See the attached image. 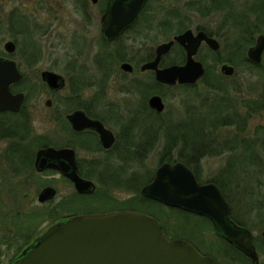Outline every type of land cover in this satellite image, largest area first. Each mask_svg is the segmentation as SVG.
<instances>
[{"label": "flooded vegetation", "instance_id": "obj_1", "mask_svg": "<svg viewBox=\"0 0 264 264\" xmlns=\"http://www.w3.org/2000/svg\"><path fill=\"white\" fill-rule=\"evenodd\" d=\"M91 2L96 3L97 0H91ZM108 2L109 0H102L101 7L94 11L82 9L84 15L86 16L85 20L87 24H92L96 29V42L93 43V46H95V53L92 59L96 64V69L99 75H95V78L94 76L85 78L84 74H82V69L75 65V67H72L73 70H75V75L73 74L74 77L72 76L73 81L71 82L72 92H68L65 95H60V91L66 86L65 77L60 74L63 76L65 84L61 89L53 90L50 89L41 78V72L49 69L41 70L39 73L40 80L45 84L49 91L46 92L47 97L44 101V105L49 111L53 110L54 112L52 115L55 122L53 132L38 135L36 134L34 136L32 135L33 128L31 127V120L29 118L30 116L28 113H26V102L34 92H28L26 89V92H23L21 91L22 89L20 90V88H18L17 85H19L22 81L24 82L26 78L23 72L20 70L17 62L11 58V54H13L16 50V44L13 40H7L12 41L15 44V49L11 53L4 49V44L7 41H5L3 44L4 52H0V58L14 61L18 71L22 74L20 81L10 84V90L13 93L22 92L24 94V100L19 111H0V142L6 141V148L3 157H5V161L11 165V167H13L11 171L13 173L9 174L7 171L2 170L0 172V176H18V179L16 178L15 182H13V180L10 181V184L14 183L12 185L8 184L10 178L6 180V184L8 185L7 191L5 193L6 201L0 204V256L9 257L7 264H13L16 260L21 258L39 239L41 234H43L50 226L56 223H62L68 218L76 215L130 210L121 207V205L125 206V201L115 204L116 200L111 197L108 192V190H111V188L120 189L122 186L124 187L123 177H111V174L116 173V175H119L120 173H124L122 167H120L118 170H110L109 168V170H105L108 176L106 177L107 179L105 178L106 185H103L105 188L102 190H99V186L97 183H95V181L92 180L93 177L91 176L96 174V171L100 169L99 166L101 164L99 161H106L110 158V156H114L121 162L124 160L138 161V159L141 157L140 133L142 127L159 125V123L156 122L147 125V118L149 116H153L155 121H161L159 116L164 112V109L162 111H157L156 109L150 107L148 102L149 98L153 95H158L161 97L163 104L164 101L162 95L158 93L152 94L146 101V107L144 105L143 107L139 106V108H125V116L120 114V110H118L117 107H113L112 111L114 114L109 117L110 110L107 109H110V105L109 103L105 102V92H95L88 97H84V92L82 91L83 86H101L103 78L109 76L110 60H115V62L118 63L117 67L123 76L129 77L132 79V81H135L132 86H136L137 83H139L138 77H140L141 74L146 73L148 76H151L152 79H154L152 80V84L154 83L153 87H156L155 92H161L159 90L162 88L174 85H167L156 81L154 70L148 68L142 69V66L153 61V59L156 57V48L158 45L172 40L175 35L186 30H191L194 34L203 32L209 38H212L216 41L217 48L212 49L206 43V41L203 40L201 41L197 50L195 59H197L196 57L199 51L202 48H205L211 54L216 55L214 58L215 63L213 62V64L220 63L219 70L221 75L224 77L237 76L240 74V69L243 68L246 71H249V74H254L257 77H260L259 80L261 81L262 89H258L260 91L257 90L255 92H264V41L259 43V38L264 37V0H191L186 4V6H184L185 9H198V12L203 17L219 15L216 19H214V21H210L208 24H201L194 29L188 28V26H186V22L184 20L185 16L182 14V10L179 11L180 9L177 8H157V14H159V16L162 18L158 24V28H160V30L165 29V32L171 31L173 30V26L175 24H177V26L180 25L181 27L178 28L176 34L167 37L162 42H159L149 54H145L144 58L140 55V52H137L136 44L139 42V40L141 41L142 38V29L139 26L141 24V14L145 5L139 12L136 19L131 24H129L117 38L108 39L105 37L102 31V18L107 12ZM146 3L147 0L145 4ZM15 11L16 10L10 11V16L13 15L16 17L11 19L9 26L12 28L14 24L19 30L28 29L29 26L27 20L21 18L20 15L15 13ZM156 17L157 15L154 12L151 13L148 18V22L152 23ZM22 22L27 23L24 24ZM152 26L148 27L151 29ZM130 33H132L131 36ZM126 35L130 36L129 40L131 42L129 45L127 43H123L124 37ZM82 42V40H76V47L81 48L83 46ZM29 47H27V49ZM221 48L227 49L224 55L227 57L221 58L218 56ZM173 53L175 54L174 57L170 58ZM37 58L39 59L37 56L32 58L26 57V62L31 64L33 61L37 60ZM203 59L205 58L202 57V60H197L203 63L206 73V67ZM185 61L186 51L184 47L174 41L170 49L161 55L158 68L162 69L173 64L182 65L185 63ZM124 63L129 64L130 68H123L122 64ZM224 65L231 67L230 73L227 74L222 71V66ZM221 75H219V78H221ZM93 79L96 80L91 82ZM213 79L215 82L217 81L215 84L218 85V90L220 92H226V90L223 89V85L219 83L218 76L214 75ZM237 85L239 84H236L234 85L235 87H232V91L253 92L251 90H238V88L241 86ZM142 93L144 94L147 92ZM262 101L261 109L264 110V95H262ZM96 102L99 103V105ZM231 107L234 108L235 106ZM75 111H82L89 119L100 122L104 129L112 133V143L109 146H105L101 140L100 133L93 128H84L81 130L73 128L67 116ZM234 115L237 114L234 112ZM14 117L20 119L26 117L29 119L28 124H30V127L28 126L29 128H27L29 130L26 137L9 136L10 127L12 125V123L9 121ZM110 118L118 122L122 126L121 128L124 127L125 131L122 129V131H124L123 136H121L119 133H115L110 128ZM124 118L127 119V121H125ZM143 118H145L144 121ZM242 119L244 120L246 117H242ZM234 125L239 126L236 123ZM234 125L219 123L214 129L216 130L219 127L224 128ZM233 140L234 138H231L230 142ZM39 144H41V146ZM46 147H53L57 150H67L63 154L59 155V169L45 168L40 171L36 169V153L38 150ZM83 154L86 155V157L83 158H87L88 155L90 156L89 163L84 164L81 161L80 158H82ZM74 165L76 167L77 175L85 180L91 181L95 185V189L92 192L81 193L77 191L75 183L68 177V174L71 173ZM102 165H104V163H102ZM30 175L31 177L38 176V180H32L31 177L26 179V177ZM40 176H43V178H51L47 180L44 179L40 182ZM2 182L4 185H6L4 181ZM35 184L37 185L35 186ZM61 186H65V189L70 190V192H65L63 196H60ZM49 187L53 190V195L45 200H41V192ZM98 193H100L98 197H95V195ZM78 198L84 200L83 204H77ZM91 198L97 199V208H87V203H89L88 201L91 200ZM84 202L87 203L84 204ZM82 205L83 209H78V206L82 207ZM201 217L204 219V221H206L207 225L211 227L213 236L217 240V245L222 250V255L225 259V262L232 264L235 262V260L237 261L238 256L248 264H259L258 252L259 250L264 251V230L257 238H255L251 229L244 226L241 222L235 220L232 217V208L230 206V219L233 221V223L237 227L244 228L251 232V239L257 257V261L254 262L252 258L245 255L235 245L225 240L222 235L215 233L210 219L205 216ZM182 239L190 242L201 254L214 257L217 261V264H223L215 253L203 248L198 243L193 242L192 239ZM210 244H212V242H210Z\"/></svg>", "mask_w": 264, "mask_h": 264}, {"label": "rangeland", "instance_id": "obj_2", "mask_svg": "<svg viewBox=\"0 0 264 264\" xmlns=\"http://www.w3.org/2000/svg\"><path fill=\"white\" fill-rule=\"evenodd\" d=\"M191 0L175 1V0H147L144 10L142 12V20L140 28L142 29L141 41L136 44L137 52L144 58L145 54H149L154 47L162 42L167 37L177 33L178 28L181 26L175 24L173 30L165 32L158 28L159 22L162 20L161 16L157 14V8H172L182 10V14L185 16L186 26L194 29L201 24H208L210 21H214L219 15L203 17L198 12V9L187 10L184 6ZM102 0H97L96 3H92L91 0H0V52H4L3 44L7 40H13L16 44V50L11 54V58L14 59L19 65L20 70L25 76L24 82L22 81L18 88L21 91L26 92L28 90L31 94L30 98L26 102V113L29 114L31 120V127L33 128V136L38 134H45L53 132L55 122L53 119V110H48L44 105V101L47 97L48 88L40 80L39 73L41 70L49 69L59 74H62L66 79V86L60 91V95H65L71 91V82L73 81V74L75 70L72 67L77 65L82 70L85 78L89 76L99 75L97 67L93 61V55L95 53L94 42H96V29L95 26L88 25L83 10L89 11L97 10L101 7ZM16 10L15 13L20 15L21 18L27 20L29 28L26 30H19L14 24L13 27L9 26L11 19L16 16H10V11ZM155 13L157 17L148 22V18L151 13ZM161 18V19H160ZM147 19V20H146ZM220 19V17H219ZM219 21V20H218ZM27 22H22L26 24ZM217 22V21H216ZM153 25V26H152ZM148 26H152L151 29ZM185 26V25H183ZM11 28V29H10ZM183 29V28H182ZM164 31V32H163ZM132 33H130V36ZM130 36L124 37L123 43L130 44ZM76 40H82L83 46L77 48L75 45ZM142 43V44H140ZM34 45V46H33ZM33 46V47H29ZM27 47H29L27 49ZM227 49L221 48L219 57L224 56ZM36 53L37 60L28 64L26 57H34ZM174 53L170 58L174 57ZM216 55L211 54L207 49L202 48L197 59H203L205 67H209V78H213L214 75L218 76V81L223 85V89L226 92H220L218 88L210 87L203 82L205 75L194 85L192 89H184L180 85L166 86L162 88L161 92H155L156 87H153L152 77L146 73L141 74L138 77L139 83L136 86H132L135 81L131 78L123 76L119 69L118 63L115 60L109 62V76L103 78L101 86L87 85L83 86L84 97H88L95 92H105V102L110 105L109 117L114 114L113 107H117L120 110L122 116L126 115L125 108H139L147 105V99L152 94H160L163 96L164 112L159 116L161 121H155L153 116L147 118V125L153 122L161 125H173L177 124L180 119H188L187 107L198 106L201 101L206 102L207 106H211V103L216 101H223V112L231 110L237 114L238 117H246L247 123L241 130L238 126H228L224 128H217L212 130H206V137L217 143L216 153L208 151L202 153L199 157V172L200 179L203 183L211 182L210 180H218L222 182L225 194L230 199V206L232 208V217L235 220L241 222L244 226L252 230L255 238L264 230V110L253 111L252 107L262 104V95L264 92H255L258 89H262L260 77L254 74H249V71L241 68L237 76L224 77L220 74V63L213 64ZM36 57V56H35ZM215 63V62H214ZM244 70V71H243ZM221 75V78H219ZM101 76V74H100ZM74 77V76H73ZM93 78V77H92ZM207 78V79H209ZM93 79L91 82H94ZM217 82V81H216ZM239 84L241 87H236L238 90H251L253 92H234L232 87ZM237 85V86H239ZM26 89V90H25ZM258 90V91H260ZM20 91V90H19ZM147 92V93H142ZM150 92V93H148ZM97 103V102H96ZM99 105V103H97ZM104 104V103H103ZM97 106V105H96ZM231 106H235L234 108ZM112 107V108H111ZM231 111H229L231 113ZM225 114V117L230 116V113ZM191 118V112H189ZM146 116V115H145ZM193 116V115H192ZM125 119V118H124ZM145 118H143V121ZM127 121V119H125ZM110 118L109 126L115 132L123 136L124 127ZM184 124V123H183ZM157 126V125H155ZM154 126V127H155ZM218 127V126H217ZM122 129L124 131H122ZM132 131V130H131ZM142 133H140L141 135ZM157 140L146 156L140 160V162L132 161L126 169L123 167V163L116 159L114 156L106 161H99L101 164L96 174L91 177L95 183L99 186V190L104 189L103 185H106L105 178L108 174L105 172L108 168L110 170H118L120 167L126 174L135 172L137 175H146L153 173L159 165L161 156V150L164 144L163 130L157 129ZM234 138L233 144L237 145L233 151L225 149L220 151L219 145L225 140L230 142V139ZM251 140L256 142L254 147L257 153V158L254 159V163H243L246 154H243L244 140ZM237 143V144H236ZM233 145V146H235ZM6 148V141L0 142V172L7 171L9 174L13 173L11 165L5 160L4 156ZM227 148V147H224ZM219 150V151H218ZM176 152V150H175ZM86 154V153H84ZM82 155L81 161L84 164L89 163L90 156ZM176 154V153H175ZM5 158V159H4ZM104 163V165H102ZM108 169V170H109ZM120 173L118 176H122ZM0 176V204L6 201L5 193L7 191L6 180H13L15 182L18 176ZM21 177V176H20ZM31 177L27 176L26 179ZM38 176L31 177V179H37ZM40 182L44 179H50L49 177L43 178L40 176ZM22 179V177H21ZM107 179V178H106ZM38 180V179H37ZM5 182L6 185L3 184ZM37 184H35L36 186ZM61 185V184H60ZM145 185V184H144ZM144 185L140 186V190ZM34 187V186H33ZM60 196H63L66 190L65 186L60 187ZM109 195L118 202L122 203L130 199L134 194L132 191H128L125 187L111 188L108 190ZM101 193V191H100ZM98 193L95 197H98ZM96 198H91L87 202V208H97ZM84 200L78 198L77 204H83ZM126 208V205H121ZM78 209H83L78 206ZM151 209L160 214V220L165 225L170 238H179L183 236L187 239H192L193 242L198 243L203 248L215 253L223 264H226L222 255L221 248L217 245V240L213 236L211 227H209L203 218L190 217L189 221H184L183 216L172 210L168 206H155L151 205ZM79 211V210H78ZM170 218L165 223L163 217ZM163 219V221H162ZM179 236V237H177ZM216 240V243H215ZM212 242V244H210ZM259 264H264V251L259 250ZM9 257L0 256V264H7ZM228 264V263H227ZM232 264H248L242 258L237 256Z\"/></svg>", "mask_w": 264, "mask_h": 264}, {"label": "water", "instance_id": "obj_3", "mask_svg": "<svg viewBox=\"0 0 264 264\" xmlns=\"http://www.w3.org/2000/svg\"><path fill=\"white\" fill-rule=\"evenodd\" d=\"M145 2L146 0H109L107 12L102 18L105 37L117 38L136 19ZM203 40L212 49L217 48L216 41L203 32L194 34L191 30H186L177 34L172 40L158 45L156 57L144 64L142 69L154 70L156 81L167 85H193L205 74L203 63L195 59ZM174 41L184 47L185 63L159 69L161 55L170 49ZM262 41L264 37L259 38V43ZM4 49L11 53L15 44L7 41ZM122 67L128 69L130 65L124 63ZM222 71L228 74L231 67L224 65ZM21 78L22 74L14 61L0 58V111H19L24 94L13 93L10 84ZM41 78L53 90L61 89L65 84L62 75L50 70L42 71ZM148 102L157 111L164 109L158 95L151 96ZM67 118L77 130H97L105 146L112 143V133L104 129L97 120L86 117L82 111H75ZM66 151L53 147L38 150L35 157L36 169H59V155ZM68 177L73 180L78 192L90 193L95 189L91 181L77 175L75 165ZM140 193L165 206L207 217L211 220L215 233L222 235L254 262L257 261L251 232L237 227L230 219V206L221 189L215 183L198 181L191 168L183 162L160 164ZM52 195L53 190L49 187L41 192L40 199L45 200ZM13 264H217V261L210 255L201 254L187 240L169 239L153 216L139 211L120 210L76 215L50 226Z\"/></svg>", "mask_w": 264, "mask_h": 264}, {"label": "trees", "instance_id": "obj_4", "mask_svg": "<svg viewBox=\"0 0 264 264\" xmlns=\"http://www.w3.org/2000/svg\"><path fill=\"white\" fill-rule=\"evenodd\" d=\"M30 54H34L35 56H37V54L33 52ZM209 67H207L206 69L207 74L203 78V82L212 88L214 87L216 88L218 87V85L215 84L216 83L215 80L213 78H209V74H208L210 72ZM194 86L195 85H183L182 87L184 89L186 88L192 89L194 88ZM31 92H33V90ZM221 102L223 101L221 100L216 101L215 103H211V106L209 105L207 106L206 102L201 101L200 104H198V106H194V105L189 106L187 107V112H188L189 117H190L189 112L192 113L191 118L189 119L188 117V119H180L178 120L177 124H173V125L159 124L157 126L150 125L147 127H142L141 129L142 134L140 138L141 157L138 159V161L137 160L136 161L140 162V160L144 158L147 152L150 151L151 148L154 146L157 140V137H156L157 129L160 128L163 130L164 144L161 150L159 164L163 162L181 161L184 164H186L189 168H191L196 178L200 182H202L200 179V172H199V157L202 155V153H205L208 151L216 153V149H217V143L209 140L207 138L208 136L206 137L205 131L214 129L216 125L219 123H227L231 125L233 123L234 124L236 123L237 125H239L238 129L241 130L243 127H245L247 123L246 119L243 120L241 117L234 115V112L231 110H227L223 112V109H221L222 108ZM261 107H262L261 105H257V106L252 107V110L258 111L261 109ZM229 111H231V113ZM228 112L231 115L225 117V114H227ZM9 122L12 123L10 127L9 136L26 137V135H28L29 129L27 128L30 127V124H28L29 123L28 118L23 117L20 119V118L14 117ZM242 142L243 143L241 144L243 145V148H244L242 153L247 155V157L242 158L243 159L242 161L243 163L246 162V163L253 164L254 159L257 158V153L254 148L256 146V142L248 140V139ZM39 145L41 146V144ZM218 145H219V149H221L220 151H223L225 149H228L229 151H233V149L237 146L233 144V142H229L228 144L227 141L223 142L222 144H218ZM224 147H227V148H224ZM130 162L132 161L130 160L122 161L124 169H126V166ZM152 174L153 173H149L146 175H137L135 172H132V173L130 172L129 174H126V171H124L123 175L120 176V178L123 177L124 179L125 189L128 191H132L134 194L133 197L126 200V204H125L126 209L147 213L153 216L161 224L165 233L168 235L169 233L167 232L165 225H163L160 220V214H163V213H158L151 209V205L161 206V207H164L165 205L153 199L146 198L142 196L140 193V186L149 182ZM117 176L118 175H116V173L111 174V177L117 178ZM221 179L210 180V181L215 183L217 186H219L226 200L230 204V199L225 194L224 187L222 186V182L220 181ZM170 208H172V210L174 211L179 212L183 216L184 221H189L190 217L202 218L201 216L195 213H192V212H187V211H184L178 208H173V207H170ZM168 217L169 216L163 217L165 223L170 220V218ZM179 238H184V237L181 236Z\"/></svg>", "mask_w": 264, "mask_h": 264}]
</instances>
